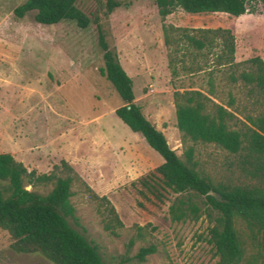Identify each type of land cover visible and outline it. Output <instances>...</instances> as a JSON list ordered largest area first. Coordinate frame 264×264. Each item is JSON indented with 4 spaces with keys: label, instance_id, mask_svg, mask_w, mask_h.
<instances>
[{
    "label": "rangeland",
    "instance_id": "rangeland-1",
    "mask_svg": "<svg viewBox=\"0 0 264 264\" xmlns=\"http://www.w3.org/2000/svg\"><path fill=\"white\" fill-rule=\"evenodd\" d=\"M23 1L0 0V153H17L28 171L39 174L63 177L61 161L68 163L79 178L71 186L70 202L87 239L107 264H115L131 240L129 255L140 246L156 248L140 264H217L208 242L214 217L207 215L204 197L158 187L157 199L140 184L162 158L115 115L122 101L99 74L102 51L93 20L98 19L107 44L132 80L135 103L181 157L172 94L175 88L207 91L209 66L188 75L185 68L191 59L186 56L172 79L163 26L229 29L235 38V62L256 56L264 61V4L248 0L250 13L239 17L176 9L161 19L154 0H115L118 6L107 17L106 0H78L77 7L92 21L80 29L71 21L40 25L34 12L18 18L14 9ZM219 76H213V83L226 101L227 89ZM232 95L240 98L235 90ZM195 159L215 179L230 174V157L213 145H195ZM25 185L43 195L51 189ZM93 194L107 199L122 226L109 221V205ZM178 200L195 204L197 217L188 213L184 220H174L170 208ZM12 244L0 231V264H51L38 254L16 252Z\"/></svg>",
    "mask_w": 264,
    "mask_h": 264
},
{
    "label": "trees",
    "instance_id": "trees-1",
    "mask_svg": "<svg viewBox=\"0 0 264 264\" xmlns=\"http://www.w3.org/2000/svg\"><path fill=\"white\" fill-rule=\"evenodd\" d=\"M77 1L24 0L14 14L23 18L34 12V20L40 25L71 21L86 29L92 21L77 7ZM259 1L264 4V0ZM154 3L161 19L176 9L188 14L224 13L233 17L250 13L248 0H154ZM117 6L115 0H106L104 15L107 17ZM93 23L102 51L99 74L122 101L115 115L162 158L154 173L139 180L140 184L157 199L161 198L158 187L176 194L191 192L204 197L207 215L214 217L208 242L218 258L217 264H264V61L256 56L235 62V38L229 29L163 26L172 79L178 77L181 68L178 64L186 56L191 59L185 68L188 75L202 72V65L209 66L207 91L175 88L172 94L176 128L183 145L179 157L135 103L132 80L116 51L107 44L98 19ZM215 74L220 75L219 80L227 89L226 101L216 92ZM233 90L240 98L232 95ZM197 144L213 145L226 152L230 157V174L215 179L203 172L195 159ZM61 167L66 171L63 177L54 172L37 175L10 154H0V231L6 233L16 252L38 254L51 264H107L98 247L87 239L70 202L71 186L79 178L67 162L61 161ZM25 183L50 185L51 189L43 195L27 190ZM86 189L92 193L88 186ZM93 198L109 205L105 197L93 194ZM185 204L178 200L171 206L174 220H184L188 213L197 217L198 207ZM107 211L109 221L122 226L114 207L109 205ZM105 228L110 229V224ZM133 243L129 241L126 252L115 264L144 263L156 252L155 246L147 245L129 255Z\"/></svg>",
    "mask_w": 264,
    "mask_h": 264
},
{
    "label": "crops",
    "instance_id": "crops-1",
    "mask_svg": "<svg viewBox=\"0 0 264 264\" xmlns=\"http://www.w3.org/2000/svg\"><path fill=\"white\" fill-rule=\"evenodd\" d=\"M236 55V54H235ZM0 154H5V153H0ZM7 154H10V153H7ZM13 158H14V160L15 161H17V162H21L22 164H23V166L28 170V168H27V165H25V163H24V161L23 160H21L20 158H18V156H17V153H15V154H10ZM34 165L32 164V167H33ZM36 171V170H35ZM37 173V172H36ZM37 174H39V173H37ZM41 174H45L44 172H42Z\"/></svg>",
    "mask_w": 264,
    "mask_h": 264
}]
</instances>
